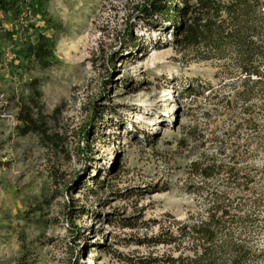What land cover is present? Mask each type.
<instances>
[{
	"label": "clouds",
	"instance_id": "1",
	"mask_svg": "<svg viewBox=\"0 0 264 264\" xmlns=\"http://www.w3.org/2000/svg\"><path fill=\"white\" fill-rule=\"evenodd\" d=\"M0 264H264V0H0Z\"/></svg>",
	"mask_w": 264,
	"mask_h": 264
}]
</instances>
